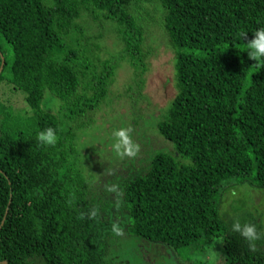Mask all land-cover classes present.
I'll list each match as a JSON object with an SVG mask.
<instances>
[{"label":"trees","instance_id":"16d2710c","mask_svg":"<svg viewBox=\"0 0 264 264\" xmlns=\"http://www.w3.org/2000/svg\"><path fill=\"white\" fill-rule=\"evenodd\" d=\"M261 27L264 0H0V264H133L128 238L160 264H264L240 192L264 199V67L244 47ZM162 49L175 94L156 109L137 97Z\"/></svg>","mask_w":264,"mask_h":264},{"label":"rangeland","instance_id":"374dc122","mask_svg":"<svg viewBox=\"0 0 264 264\" xmlns=\"http://www.w3.org/2000/svg\"><path fill=\"white\" fill-rule=\"evenodd\" d=\"M169 53L166 50H161L159 55H155L149 64V72L146 75L145 80L143 81V86H142V92L140 93V95L137 97V101H139V99L143 96L146 99V103L145 101H141L138 102V104H142L145 102L146 105H151V106H155L156 109H161L162 107L167 105V101L175 94V90H174V85L172 84L171 80V76H170V69H169V63L166 61V59L169 58ZM166 58V59H165ZM133 92V90H132ZM137 94H135L136 96ZM128 98H126L127 100ZM52 101H50V105H51ZM122 108H119L116 110L115 113H120ZM150 131L152 132L153 130L150 129ZM152 134L154 136H150V137H155L158 135H155V133L152 132ZM161 139V138H160ZM154 141L158 144L161 145V143H159V140H157V138H154ZM115 143V140L113 142V144ZM151 145L154 146V144L152 142H149ZM168 144H170V142H167ZM85 150H87V148H90L89 151H92L91 147H90V143H86L84 146ZM103 180H107L106 178H102ZM100 181V182H102ZM248 186L246 185H242L240 187V192H242V198L241 199H245L246 200V209H248L249 211H252L253 214L255 215L254 217L258 218L257 220L259 221L260 219L263 221V225H262V230L264 231V199L260 196V195H254L253 198L251 196V192L252 191H248L247 188ZM248 192V193H247ZM227 209V208H226ZM229 209V208H228ZM260 213H262V215H260ZM227 214H229L227 212ZM258 215V217L256 216ZM229 216V215H228ZM237 216L240 217V214L237 213ZM236 214H235V218L232 216H229V218H233L234 220H238ZM227 220V218H226ZM125 238V237H123ZM130 243L128 246H126V253H124V257H132V263L133 264H145V263H150L154 264L155 261H158V264H160L161 262H163L162 259L158 260L159 257L161 256V252L158 253V256L156 258H154V249L151 248L149 250L145 249L144 246H138V244L136 243V241H133L132 239H129ZM219 241V240H218ZM141 247V248H140ZM264 249V246H263ZM157 251V250H156ZM158 252V251H157ZM215 253H218V248L215 247ZM187 256H183L182 258L184 260H186ZM126 261V258H124ZM166 263L167 259L165 260ZM176 263V262H175Z\"/></svg>","mask_w":264,"mask_h":264},{"label":"clouds","instance_id":"9594fccd","mask_svg":"<svg viewBox=\"0 0 264 264\" xmlns=\"http://www.w3.org/2000/svg\"><path fill=\"white\" fill-rule=\"evenodd\" d=\"M245 35V33H241ZM247 51L248 58L255 61L257 68L264 67V27L256 29L250 39L244 46ZM130 129L121 128L113 131L115 143L113 144L114 150L120 154L121 150L128 155H135L137 146L130 139ZM36 139L43 145H54L57 141V136L53 128L48 127L39 131ZM234 232L239 233L245 241L248 242L250 249L255 248L254 241L259 239V234L256 226L250 223L241 224L239 221L231 225Z\"/></svg>","mask_w":264,"mask_h":264},{"label":"water","instance_id":"95a60500","mask_svg":"<svg viewBox=\"0 0 264 264\" xmlns=\"http://www.w3.org/2000/svg\"><path fill=\"white\" fill-rule=\"evenodd\" d=\"M3 264H5V263L3 262Z\"/></svg>","mask_w":264,"mask_h":264}]
</instances>
